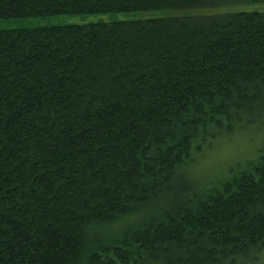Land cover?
<instances>
[{
    "label": "trees",
    "instance_id": "obj_1",
    "mask_svg": "<svg viewBox=\"0 0 264 264\" xmlns=\"http://www.w3.org/2000/svg\"><path fill=\"white\" fill-rule=\"evenodd\" d=\"M243 3L264 0H0L178 13L0 31V264H260L264 147L208 188L185 174L264 130V12Z\"/></svg>",
    "mask_w": 264,
    "mask_h": 264
},
{
    "label": "rangeland",
    "instance_id": "obj_2",
    "mask_svg": "<svg viewBox=\"0 0 264 264\" xmlns=\"http://www.w3.org/2000/svg\"><path fill=\"white\" fill-rule=\"evenodd\" d=\"M236 10L264 12V3H243L237 6ZM216 11L202 9L201 11H198L197 14ZM190 12L193 11H189V13ZM176 15H178L176 12L157 11L103 15H61L50 17L0 19V31L121 21H144L148 19L166 18ZM261 131L263 132L261 133ZM261 147H264V130H260L259 133L258 130L254 129L251 132H248V134L240 137L223 135L220 139L213 142L209 148L205 149L202 154L196 156L194 161L195 166L191 168L188 167L185 170V174L188 179L193 182V184L198 187L205 186L208 188V184L211 185L212 181L219 176H224L223 178H225V176L229 174L227 171L232 166H241L248 160L253 161L258 156L260 151L259 149ZM260 264H264V259L260 262Z\"/></svg>",
    "mask_w": 264,
    "mask_h": 264
}]
</instances>
